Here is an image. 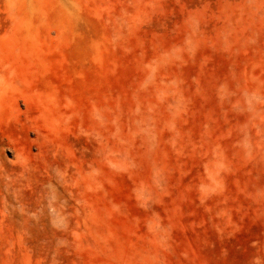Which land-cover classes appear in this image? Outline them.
Returning <instances> with one entry per match:
<instances>
[{"label":"rangeland","instance_id":"1","mask_svg":"<svg viewBox=\"0 0 264 264\" xmlns=\"http://www.w3.org/2000/svg\"><path fill=\"white\" fill-rule=\"evenodd\" d=\"M0 264H264V0H0Z\"/></svg>","mask_w":264,"mask_h":264},{"label":"bare ground","instance_id":"2","mask_svg":"<svg viewBox=\"0 0 264 264\" xmlns=\"http://www.w3.org/2000/svg\"><path fill=\"white\" fill-rule=\"evenodd\" d=\"M58 216H59V211L57 212Z\"/></svg>","mask_w":264,"mask_h":264}]
</instances>
